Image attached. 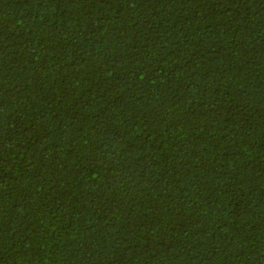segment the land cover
<instances>
[{
    "label": "trees",
    "instance_id": "1",
    "mask_svg": "<svg viewBox=\"0 0 264 264\" xmlns=\"http://www.w3.org/2000/svg\"><path fill=\"white\" fill-rule=\"evenodd\" d=\"M0 264H264V0H0Z\"/></svg>",
    "mask_w": 264,
    "mask_h": 264
}]
</instances>
